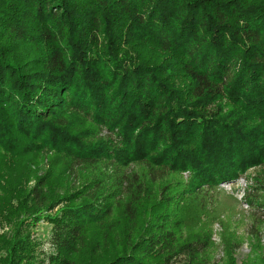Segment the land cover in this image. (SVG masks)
Returning <instances> with one entry per match:
<instances>
[{"label":"trees","instance_id":"1","mask_svg":"<svg viewBox=\"0 0 264 264\" xmlns=\"http://www.w3.org/2000/svg\"><path fill=\"white\" fill-rule=\"evenodd\" d=\"M21 147L0 264H210L188 196L258 169L246 198L264 213V0H0L2 159Z\"/></svg>","mask_w":264,"mask_h":264},{"label":"rangeland","instance_id":"2","mask_svg":"<svg viewBox=\"0 0 264 264\" xmlns=\"http://www.w3.org/2000/svg\"><path fill=\"white\" fill-rule=\"evenodd\" d=\"M99 43L97 48L106 50L102 46V39ZM144 49L146 51L142 57L149 61H161L163 64L170 61L176 64L178 61L175 56H168L166 53L157 51L151 43H147ZM126 50L127 45L119 46L118 54H123ZM154 52L159 56L157 60H154ZM171 82L178 88L185 83L183 77L180 76H174ZM16 139L24 143L22 139ZM21 149L23 148L16 149L18 158L15 161H11L10 157L2 159L1 154L3 153H0V175L7 176L1 180L0 189L5 188L4 178L17 179V172H22L24 169L21 165L26 157L35 156V151L23 155ZM47 152V150H42L37 153V159L34 161L36 164L32 167L33 176L26 183L27 186L34 184L36 175L42 176L49 170L46 156L49 158L51 155ZM10 163H13L11 170L5 172ZM257 174L258 169L251 168L237 180L229 182V186H223L224 183H220L215 189L204 188L202 195L192 196L196 197L194 200L188 196L189 202L185 204L187 218L184 219L191 227L206 228L210 231L211 247L208 252L210 264H264V213L257 212L258 207L250 205L246 198V191L254 183ZM182 180L187 183V174H183ZM0 196H2V191H0ZM260 196L263 199L259 203H264V192H260ZM200 200L201 204L194 203ZM196 207L199 208L196 209ZM29 231L33 241L38 242L40 247L48 251L50 226L45 222H40L31 227ZM10 232V226L0 217V237Z\"/></svg>","mask_w":264,"mask_h":264},{"label":"built area","instance_id":"3","mask_svg":"<svg viewBox=\"0 0 264 264\" xmlns=\"http://www.w3.org/2000/svg\"><path fill=\"white\" fill-rule=\"evenodd\" d=\"M230 183H224L223 186H229Z\"/></svg>","mask_w":264,"mask_h":264}]
</instances>
